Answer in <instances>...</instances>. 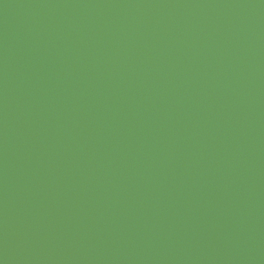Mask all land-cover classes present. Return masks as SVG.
<instances>
[{
	"label": "water",
	"instance_id": "water-1",
	"mask_svg": "<svg viewBox=\"0 0 264 264\" xmlns=\"http://www.w3.org/2000/svg\"><path fill=\"white\" fill-rule=\"evenodd\" d=\"M0 264H264V0H0Z\"/></svg>",
	"mask_w": 264,
	"mask_h": 264
}]
</instances>
